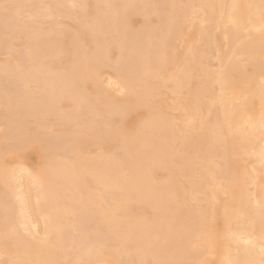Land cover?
Masks as SVG:
<instances>
[{"label": "bare ground", "instance_id": "bare-ground-1", "mask_svg": "<svg viewBox=\"0 0 264 264\" xmlns=\"http://www.w3.org/2000/svg\"><path fill=\"white\" fill-rule=\"evenodd\" d=\"M92 1L6 0L0 264H261L264 0Z\"/></svg>", "mask_w": 264, "mask_h": 264}, {"label": "rangeland", "instance_id": "rangeland-1", "mask_svg": "<svg viewBox=\"0 0 264 264\" xmlns=\"http://www.w3.org/2000/svg\"><path fill=\"white\" fill-rule=\"evenodd\" d=\"M45 2H47L48 0H44ZM93 1L92 0H86V3H87V5H86V7L84 8V10H85V13L87 14V15H90L91 14V12H92V10H93V3H92ZM77 10V9H76ZM137 20H140L141 19V16L139 15V16H137V15H135L134 16ZM152 17H153V14H152V16L151 17H148L147 18V21H148V23H151V21H152ZM143 18H145V17H143ZM60 22H63V23H71V20L72 19H70V18H67V17H58L57 18ZM38 20H40V21H42L43 23H42V26L43 27H46L47 25H48V21L46 20V19H42V18H38ZM60 27H61V25H60ZM194 33H195V30L193 29V28H190V29H188V32H187V34H188V39L189 40H191V41H193L194 39H195V35H194ZM5 37H7L6 35H4ZM14 50H18V47H15V49ZM9 51H7V50H3V49H1L0 50V59H3V58H5L6 56H7V53H8ZM14 51L12 50L11 51V54H13L14 55ZM67 53H62V54H60L59 55V58H57L58 60L57 61H49V66L51 67H49V69L50 70H52V71H58L61 67H63V65H65V63H66V61H65V59L67 58V56H68V54L66 55ZM50 60V59H49ZM67 60V59H66ZM57 62V63H56ZM119 96H121V94L119 95ZM167 103H170V100H167ZM2 104L0 103V106H1ZM2 107V106H1ZM0 107V108H1ZM166 111H168L169 113H171V114H173V115H178V113H179V111H177V110H171V109H167ZM47 119V120H46ZM46 119H39V121L44 125V127L47 125L48 127H42L41 128V130L40 131H47V132H49V136H51V135H54L55 133H57V132H59L61 129H63V128H67L65 125H60V124H57L56 123V121L54 120V117L52 116V115H49L48 116V118H46ZM134 119H135V114L132 112V113H130L128 116H125L122 120H124L128 125H132L133 124V122H134ZM30 120H32V119H30ZM53 120V121H52ZM50 123H49V122ZM102 123V124H101ZM100 123V127L101 128H105V126H107L105 123H103V121ZM0 124L2 125V120H0ZM46 124V125H45ZM53 126H52V125ZM30 127H34L35 125L34 124H30L29 125ZM70 125H68V127H69ZM103 126V127H102ZM127 128H128V130H129V127L127 126ZM53 129H55L54 131H53ZM125 130V129H124ZM54 132V133H53ZM1 135V134H0ZM116 139V138H115ZM112 142V145H108V146H105V145H101L100 143H98V144H94V145H92L91 147H89L88 148V152H92V153H99V152H105L106 150H111L112 152H119V141H118V139H116V140H112L111 141ZM111 142H110V144H111ZM38 143H37V141L35 140V141H32V142H30L28 145H27V148L24 150V154H27L28 156L25 158L27 161L28 160H31L32 158H31V155H32V153L34 152V148H35V146L37 145ZM111 147V148H110ZM108 148V149H107ZM33 149V150H32ZM106 149V150H105ZM105 150V151H104ZM8 153H10V152H8ZM42 154V153H41ZM39 152H36V155H41ZM43 155V154H42ZM67 156H71V153H67L66 154ZM13 160V158L12 157H10V161H12ZM249 160H247V159H244V160H242V161H240L239 163H238V167L240 168V170L241 171H243V170H247L248 169V167H249ZM167 170H165V169H162V170H159L158 171V175H161V176H163V177H165V175L167 174V172H166ZM192 204H195V202L194 201H192ZM88 226H92L93 225V222H89L88 224H87ZM3 258V256H1L0 257V259H2ZM212 260H213V262L215 261V257H212Z\"/></svg>", "mask_w": 264, "mask_h": 264}, {"label": "snow or ice", "instance_id": "snow-or-ice-1", "mask_svg": "<svg viewBox=\"0 0 264 264\" xmlns=\"http://www.w3.org/2000/svg\"><path fill=\"white\" fill-rule=\"evenodd\" d=\"M24 5L13 4L6 2H0V22L3 23L5 33L7 34L10 30H20L23 27L22 21L23 17L21 16V9ZM235 7V6H233ZM262 128H264V123H262ZM262 159H264V153H262ZM47 237H45V241ZM247 243V241H245ZM261 252L264 253V247H261ZM77 264H112L109 261H97V262H88V261H79ZM142 264H170V262L165 260H146ZM261 264H264V260L261 261Z\"/></svg>", "mask_w": 264, "mask_h": 264}]
</instances>
